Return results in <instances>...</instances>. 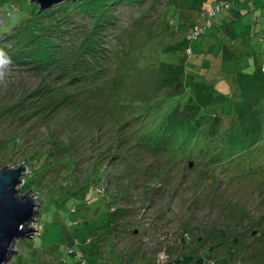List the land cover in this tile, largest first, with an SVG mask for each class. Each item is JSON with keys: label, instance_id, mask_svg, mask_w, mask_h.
<instances>
[{"label": "rangeland", "instance_id": "1", "mask_svg": "<svg viewBox=\"0 0 264 264\" xmlns=\"http://www.w3.org/2000/svg\"><path fill=\"white\" fill-rule=\"evenodd\" d=\"M210 1L76 0L39 12L28 0H0V30L14 21L22 26L11 38L0 35V52L11 44L20 54L0 56V168L24 164L18 195L38 206L33 231L15 243L7 264H165L185 256L203 257L204 264H264L260 82L234 104L244 145L231 138V157L222 164H209L202 150L176 152L187 117L174 112L154 135L141 127L144 118L131 117L139 114L134 101L150 105L176 94L166 69L171 82L183 70L180 85L191 75L206 80L210 87L195 89L205 107L225 105L218 94L233 95V73L249 72L243 56L227 72L229 62L209 51L216 49L212 29L183 38L198 20L195 2L211 12ZM41 21V37L26 43L25 27L35 34L29 25ZM202 54L206 60L194 66ZM211 86L218 96L211 98ZM218 121L211 117L212 126ZM85 139L92 144L82 145ZM48 153L43 165L29 167ZM65 157L71 163L64 165ZM105 218L117 224L116 234L97 229ZM136 256L141 260H130Z\"/></svg>", "mask_w": 264, "mask_h": 264}, {"label": "trees", "instance_id": "2", "mask_svg": "<svg viewBox=\"0 0 264 264\" xmlns=\"http://www.w3.org/2000/svg\"><path fill=\"white\" fill-rule=\"evenodd\" d=\"M248 2L250 0H247ZM197 2V1H196ZM195 2V10L197 12V16H198V20H196L194 23H191V25L188 26L186 32H185V36L183 37L186 40H194L195 38H193L191 35L194 27L199 28V30L201 31V35L204 37L207 33L208 30L212 29V33L210 34L211 36H217L218 33L223 32V36H228V31H225L224 28L220 25V23L222 24L223 20L225 21V19H227V17L225 16V13H222L220 15L221 12L226 11L228 12L230 10V8L233 6V0H211L210 1V5L212 7V11H215L216 8H218L217 11L214 12V14L211 16L208 11H204L203 8H201V6H199V4H197ZM222 3H224L223 5H221ZM227 5V6H226ZM37 12H38V8ZM55 9H52V11ZM49 11V10H48ZM47 12V10L45 11ZM44 12V13H45ZM39 14V13H38ZM210 15L209 17H206ZM11 16V13H10ZM181 17V15H180ZM262 20H264V17L253 13L252 14V24L253 26L259 25L261 24ZM203 21V22H202ZM44 21L38 22L37 26H33V25H29V27H34L35 28V34L33 33V29L27 30L25 27V38L24 41L26 43L29 42H34L33 40H35V38L37 37H41L42 32L41 31H37L38 26H40L41 24H44ZM181 26L183 27L185 24L182 23V21L180 22ZM263 23V22H262ZM16 22H12L10 24L7 25V23H4V28L0 30V35L5 37V39L7 38H11L14 34H16V29L21 28L22 26L18 27L15 25ZM24 27V26H23ZM218 28V29H217ZM184 27L182 29L183 32ZM216 30V31H215ZM213 32H215V34L213 35ZM11 36V37H10ZM189 36H191V38H188ZM237 36L240 35H235V38H233V40H236V38L238 39ZM19 37V36H18ZM261 37V38H260ZM261 39L262 41H264V35H261L258 37V39ZM257 39V40H258ZM259 39V42H260ZM19 40V38H18ZM22 40L23 37L20 38V43L21 46L25 45L22 44ZM223 44V42L221 41V45ZM10 46V50H6V51H2L0 52V56H11L14 60H15V55L18 54V56L20 57L19 52L14 53L15 49H11L13 47V45L9 44ZM171 48V47H170ZM174 48V49H173ZM172 48V52L176 51L175 46ZM182 51H186V50H182ZM208 51H205V53H207ZM204 54H202L201 60L200 62L196 63L197 61L192 62V64H197L198 67L201 66L202 61L206 60L204 57ZM208 55H210V52L208 53ZM239 58V57H238ZM238 58H236L238 60ZM19 58H16V60H18ZM183 62V61H182ZM212 62V61H210ZM182 65H184L185 63H181ZM206 64V63H205ZM195 66V65H194ZM57 65L54 66V68H56ZM193 67V66H192ZM163 69V68H161ZM161 69L159 70H152L153 72H159ZM167 71L169 70L171 72V74L166 78V81L168 82L169 85L175 86L177 92L175 95L171 96V97H158L156 99H154L150 105L148 106L147 104H141L139 101H134V103L136 104V106L139 108L138 109V116L134 117L131 115V117L133 118H137L140 117L141 119H145V120H141V127L149 130L148 134L154 135L156 133V131L160 128V125L163 124L164 120L172 115L174 112H177L178 114H180L182 117H187L189 125L185 127L184 129V134L182 135V138H179L180 142H179V147L181 146V149H179V151H176L177 153H180L181 150H184V152H186V154L188 155H198L200 154V151L202 150L203 154L205 155L203 158H209V161L212 160V162H210L209 164L214 165L216 163L218 164H222L223 162H226L228 158L231 157V144L233 143V141H230L231 138H234L236 141L235 146L239 149H243V145L244 142L238 137L239 133H240V128L239 127V122L238 119L240 117V115L237 113V110L235 109L234 104L235 103H242L243 101L241 100L242 98L241 96V89L239 88L238 84L235 83V87L233 88V95H220L218 94V92H216L217 87L216 86H211V88L213 89V93H212V97L215 96H221L223 99V103H225V105H222L221 103H219L218 105H214V106H207L205 107V105H203V103L199 100L195 89L198 85H203V86H207L210 87V85H208L206 80H203L201 78V76L197 77L195 79H193L194 75H191L190 78L187 76L185 78V83L183 84H178V79L180 76H183V70H181L178 75L176 76V80H174L173 82H171V77H172V70L166 69ZM194 71V69H192ZM205 72L206 69L204 68ZM238 73H235V76H237ZM216 79V78H215ZM213 80V81H217V80ZM214 85V84H213ZM257 85V84H255ZM260 86V88H264V86L260 83L258 84V87ZM218 94V95H217ZM237 95V96H236ZM233 96H236L237 99H232ZM264 97V96H263ZM147 105V107H146ZM145 106V107H144ZM142 116V117H141ZM218 117L219 121L212 126V122H211V117ZM146 121V122H145ZM147 125V128L144 126ZM190 125L193 127L192 129L190 128ZM143 129V130H144ZM213 130V131H212ZM134 136H139L140 132L138 131H134L133 132ZM86 138V137H85ZM70 146L71 148H74L75 143H73L75 141L74 137L70 138ZM16 139L12 138L10 139V145L12 147H14L16 145ZM92 140L89 139L88 142H91ZM81 144L85 145L87 144L88 146H90L92 143H88L87 140H81L80 141ZM149 143V142H147ZM188 146L190 148H188ZM113 150H117V147L114 148ZM12 151H10L11 153ZM72 153V152H71ZM13 154V153H11ZM208 156V157H207ZM112 157V156H111ZM49 158V153L48 154H43L40 155L37 160L30 162L29 167L32 168L35 165H37L38 163H40V165H43L44 162L46 161V159ZM51 158V157H50ZM44 160V161H42ZM63 164L66 165L68 163H71L68 158H63ZM51 161V160H50ZM208 161V162H209ZM71 166V165H70ZM33 173V172H32ZM28 175H26V177H24L23 179L25 180V178H27ZM71 212L75 211V208L70 209ZM108 215H110V212L108 213ZM117 228V224H114L113 221L110 220V218H105L102 222V225L100 228L97 229H103L104 231H106L108 235L116 234V229ZM135 233V230H133ZM95 237V235H93ZM91 238L96 239V238ZM89 239L87 240V242H89ZM102 237L99 239V241H102ZM93 254V252L91 253L90 251V255L91 256ZM125 254V253H124ZM141 256H136V257H132L130 260L132 259H138L141 260ZM128 259H118L117 260V264H127ZM204 259L203 257H198L196 258L194 261L192 260V258L190 256H185L183 258H178L176 260L167 262L165 264H204ZM142 264V263H139Z\"/></svg>", "mask_w": 264, "mask_h": 264}, {"label": "crops", "instance_id": "3", "mask_svg": "<svg viewBox=\"0 0 264 264\" xmlns=\"http://www.w3.org/2000/svg\"><path fill=\"white\" fill-rule=\"evenodd\" d=\"M247 2V0H245V2L240 1L238 2L239 5H237L236 0H233V6H238V9H235L234 12L230 10L226 12L225 16L227 19H225V21L223 20L222 24L220 23L224 30L228 31V36L222 37L223 32L218 33L216 37L211 36L213 41L211 44L212 46H216V49L209 50L213 53L218 52L219 55L222 56L223 61L229 62V71L227 70L228 73H233L234 71L233 68H230L233 66V59L236 58V56L244 57L247 66L250 67L249 72H247L244 76L239 73L235 76L236 72H234L231 78L232 87L234 88L236 85L235 83H237L241 89V95L242 93H246V90L253 89V85H255L258 81L264 86V41L260 39L261 37L259 38L260 42L258 39L259 36L264 35V23L256 26H253L252 24V14L256 13L261 15V10L259 11V9L261 7L264 8V2H262L259 6L250 5L247 4ZM244 20H247V24H243ZM245 25H247V28L246 31H243ZM214 34L215 32H213V35ZM235 35L240 36H237L238 39L236 38V40H233ZM221 41L223 42L222 45ZM252 70L253 73H250ZM263 94L264 88H260L258 96L263 97Z\"/></svg>", "mask_w": 264, "mask_h": 264}, {"label": "water", "instance_id": "4", "mask_svg": "<svg viewBox=\"0 0 264 264\" xmlns=\"http://www.w3.org/2000/svg\"><path fill=\"white\" fill-rule=\"evenodd\" d=\"M28 1L36 5L41 12L76 0ZM6 168H0V264H7L13 257L15 243L33 231L28 226L36 221L38 215L35 199L29 195H18L17 187L22 183V177L27 170L25 165L20 164L11 170Z\"/></svg>", "mask_w": 264, "mask_h": 264}, {"label": "built area", "instance_id": "5", "mask_svg": "<svg viewBox=\"0 0 264 264\" xmlns=\"http://www.w3.org/2000/svg\"><path fill=\"white\" fill-rule=\"evenodd\" d=\"M223 4H224V3H222L221 5H223ZM226 6H227V5H226ZM217 10H218V8L215 9V11H217ZM215 11H212V12L210 13V15L212 16V15L214 14ZM191 34H193V35H191L193 38H196V37H198V36L201 35V31L199 30V28L194 27V30H193V32H192ZM191 36H189L188 38H191ZM263 70H264V69H263Z\"/></svg>", "mask_w": 264, "mask_h": 264}]
</instances>
